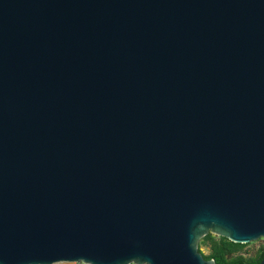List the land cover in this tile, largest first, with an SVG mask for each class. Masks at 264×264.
<instances>
[{
	"label": "water",
	"instance_id": "1",
	"mask_svg": "<svg viewBox=\"0 0 264 264\" xmlns=\"http://www.w3.org/2000/svg\"><path fill=\"white\" fill-rule=\"evenodd\" d=\"M209 234L264 239V0H0V264Z\"/></svg>",
	"mask_w": 264,
	"mask_h": 264
},
{
	"label": "trees",
	"instance_id": "2",
	"mask_svg": "<svg viewBox=\"0 0 264 264\" xmlns=\"http://www.w3.org/2000/svg\"><path fill=\"white\" fill-rule=\"evenodd\" d=\"M210 248L206 260H215L216 264H260L264 259V246L257 250L254 258H246L243 254L247 245L235 244L225 238L215 237L211 234L202 241Z\"/></svg>",
	"mask_w": 264,
	"mask_h": 264
},
{
	"label": "rangeland",
	"instance_id": "3",
	"mask_svg": "<svg viewBox=\"0 0 264 264\" xmlns=\"http://www.w3.org/2000/svg\"><path fill=\"white\" fill-rule=\"evenodd\" d=\"M262 245H264V239H262L258 242H255V243H251V244L246 246V248L243 251V254L248 259L254 258L256 256V252H257L258 248ZM199 247H200V250L203 252L204 255H209L210 248L208 245L202 244V242H201ZM61 264H65V263H61ZM67 264H76V263H67Z\"/></svg>",
	"mask_w": 264,
	"mask_h": 264
},
{
	"label": "built area",
	"instance_id": "4",
	"mask_svg": "<svg viewBox=\"0 0 264 264\" xmlns=\"http://www.w3.org/2000/svg\"><path fill=\"white\" fill-rule=\"evenodd\" d=\"M262 246H264V245H262ZM262 246H260L258 249H260ZM246 257V256H245Z\"/></svg>",
	"mask_w": 264,
	"mask_h": 264
},
{
	"label": "bare ground",
	"instance_id": "5",
	"mask_svg": "<svg viewBox=\"0 0 264 264\" xmlns=\"http://www.w3.org/2000/svg\"><path fill=\"white\" fill-rule=\"evenodd\" d=\"M65 264H67V263H65Z\"/></svg>",
	"mask_w": 264,
	"mask_h": 264
}]
</instances>
